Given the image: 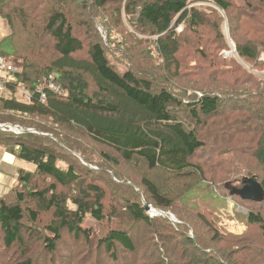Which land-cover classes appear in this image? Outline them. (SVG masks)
Returning <instances> with one entry per match:
<instances>
[{"label":"trees","instance_id":"trees-1","mask_svg":"<svg viewBox=\"0 0 264 264\" xmlns=\"http://www.w3.org/2000/svg\"><path fill=\"white\" fill-rule=\"evenodd\" d=\"M122 1L0 0V18L11 28L0 57L22 61L0 90V124L21 133L0 128V146L32 166L18 169L0 197V264H57L53 256L69 235L96 250L93 264H237L234 257L258 264L235 249L231 260L212 252L205 239L217 229L215 211L190 196L214 190L232 204H260L231 197L225 185L247 156L255 163L245 166L247 178L264 190V79L249 71L264 72V0H245L247 8L231 0H126L125 18L152 37L148 45L124 28ZM220 12L238 60L221 57L229 48ZM202 34L208 38L195 41ZM111 46L124 72L111 62ZM50 75L65 95L44 90L41 101L38 88ZM18 87L30 103L16 98ZM79 130L97 146L89 156L72 136ZM221 182L225 194L217 190ZM145 205L178 223L151 216ZM88 215L117 223L91 239L82 225ZM245 222L261 231L264 256V215L249 210ZM23 230L41 250L25 248ZM145 231L160 246H140ZM91 258L86 253L73 264Z\"/></svg>","mask_w":264,"mask_h":264},{"label":"rangeland","instance_id":"rangeland-1","mask_svg":"<svg viewBox=\"0 0 264 264\" xmlns=\"http://www.w3.org/2000/svg\"><path fill=\"white\" fill-rule=\"evenodd\" d=\"M125 1L123 0L121 2V18L122 21L124 22L125 26L127 30L129 32H131L133 34V36L135 38H138L142 41V43L144 45H148L152 39V37L146 36V35H142L139 34L138 32H136V30H134L127 22V19L125 18V13H124V8H125ZM235 6H239V7H244L247 8V3L245 0H231ZM254 1V0H252ZM196 5H204L202 2L201 3H196ZM221 17H223L224 22L221 25V31L225 36L226 39V43L227 46L229 48L228 51H225L221 54L222 58H230V57H234L237 59V55L235 53V45L232 42V40L230 39V35H229V26L227 24L226 21V15L222 12H220ZM1 19V18H0ZM1 23H2V30L4 31V34L6 36H9L11 34V28L8 25L7 21L4 19H1ZM125 28V29H126ZM120 30H122V27L119 28ZM1 31V28H0ZM98 31L102 34V40L103 42L107 45L106 40H105V36L103 35V31L101 29V27H98ZM178 31L181 32L182 28L179 27ZM199 37V36H198ZM208 38V34H202L200 35V37L197 39V37L195 38V41L201 43L204 42L206 39ZM111 50H113L112 52H110V56H111V62L121 71H125L128 66L122 62H120V56H117V54L115 53L117 51V49L114 46H111ZM228 53H232L231 55H229ZM16 61V65L19 68H22V61L21 60H17L14 59ZM238 60V59H237ZM240 61V60H239ZM259 61L264 63V52L261 53L260 57H259ZM141 63V62H140ZM243 67H245V63L243 62H239ZM247 69L249 68V66L246 67ZM249 71L256 75L259 76L260 78L264 79V72H255L251 69H249ZM4 73H0L1 77H4ZM188 94H191L193 92L189 91L187 92ZM1 125V124H0ZM13 132V131H12ZM15 133V132H13ZM17 134V133H15ZM20 134V133H18ZM72 136L76 139V143L81 146V148L84 149V152L89 156L90 154H92L93 152H95V150H97V146L95 144H93L92 142H90L86 137H84L81 133V131H77L76 133L72 134ZM240 163L244 166L243 168H239L237 173H234L232 175H230V182H232L233 185H235L236 187H240L241 186V179L244 177H248L250 176V174H248L247 168L245 167L246 165H252L253 167H255V163L248 158L247 156H243L240 159ZM24 163V162H23ZM25 167L27 169H31L32 166L29 164L25 163ZM242 167V166H241ZM94 169H96V167H92ZM233 171V169H231ZM248 174V175H246ZM223 184L224 183H220V186H217V190L221 193H226V191H224L223 189ZM67 190V194L68 195H73V189L72 187L70 189H65V191ZM222 197H220L219 194H217L214 190L208 194L206 192H204L202 189H197L195 190V192L190 196L193 198V200H197L198 202H195L196 206L198 207H202V206H207L209 208H212L215 213L213 216L214 219H212L210 217V221H212L214 223V228L215 229L213 232H211L209 235H206V239H205V245L212 247L214 250H211L212 252H215L218 255H221L222 257H225V255H227V257H225L228 260H231L230 256L232 254L231 251H239L242 255H244L248 260H250V263L255 259V262H259L258 264H264V256H261V253L258 251V249L261 248V246H258L259 242L262 240V236H261V231L258 230V228H250L246 222H245V216L248 214L249 210H253V211H257L260 212L264 215V201L260 204H251V203H242L238 200H234V204L231 203V201L226 200V197H223L224 195H221ZM209 205V206H208ZM197 207V208H198ZM156 215H158L156 213ZM161 216V215H159ZM190 216V215H188ZM192 216V215H191ZM48 217H50L48 215ZM164 217V216H163ZM51 218V217H50ZM175 218V217H174ZM177 220V219H176ZM49 223L48 218L45 219L44 224ZM117 223V220L115 218H107L103 223H98L97 221L93 220L89 215L86 217V219L83 222V228L84 229H88L90 238L93 239L94 236H101L107 233L108 229H113L115 227ZM200 231H203V229L201 228V226H198ZM218 232V239L214 238L211 239V237L213 236V233ZM45 233V232H43ZM144 236H140V241H139V245L142 247H148L151 248V250H154L155 247L160 246V244H155L156 240L153 236V233H151V231H145ZM22 236L24 237V242H25V248H27L28 246L30 247V249H33L34 251H38L40 249V242L38 240H36L35 238H32L30 236H28V232L23 230L22 231ZM67 240V244H60V246H58V251L57 253L53 256L55 263L57 264H67L70 262V264H73V262L78 259L80 256L83 257V255H85L86 253H90L92 258L90 260L91 264L94 263L95 259H98L96 254V250L91 246V250L93 252H90L88 250V246H86L84 244L83 241H79V242H75V239L67 236L66 237ZM175 239H178L177 237H175ZM167 240V241H166ZM165 241H161L162 245H166V247L162 248L163 249V254L164 256H167V252L170 250V246H168V244H166L168 242V238H166ZM235 249V250H234ZM41 250V249H40ZM21 251H23V248L18 249L17 251L15 250L14 254H18ZM94 255V257H93ZM150 256L149 253L140 256V258H142L143 260H145L146 258H148ZM241 259V257H240ZM238 260L237 262L235 261V257L232 258V260L237 263V264H246L244 261L242 260Z\"/></svg>","mask_w":264,"mask_h":264},{"label":"built area","instance_id":"built-area-1","mask_svg":"<svg viewBox=\"0 0 264 264\" xmlns=\"http://www.w3.org/2000/svg\"><path fill=\"white\" fill-rule=\"evenodd\" d=\"M20 70L21 68H19L16 65L15 60L5 61L3 58L0 57V73H4L5 75L16 74V73H19ZM4 77L0 76V90H2L3 88ZM54 80H55V76L53 75H50L48 78H44L42 85L40 86V88H38V92H40L41 101H44L45 99L44 90L53 91L57 93L59 96L65 95L62 91H60L59 88L56 87ZM15 96L22 103L27 104V103H30L31 101L30 94L24 89V87H18L16 90ZM0 126H4L3 130L7 129L17 134L21 133V131H19V128H14L8 125H0ZM228 200L231 201V198L228 197Z\"/></svg>","mask_w":264,"mask_h":264},{"label":"water","instance_id":"water-1","mask_svg":"<svg viewBox=\"0 0 264 264\" xmlns=\"http://www.w3.org/2000/svg\"><path fill=\"white\" fill-rule=\"evenodd\" d=\"M231 54L232 53H229V55ZM0 128L3 129L4 126H0ZM19 131L21 130L19 129ZM225 188L226 190H228L231 197L237 196L243 201H249L253 203H262L264 201V190L262 189L258 181L254 178L244 177L241 180L240 187H236L231 183H227L225 185ZM145 210L146 212L150 213L151 216H155L156 213H161L164 217H168V219H170L172 222L178 223V221L175 220L174 216L169 213H163L161 211L152 212V210L154 209L151 207V205H145Z\"/></svg>","mask_w":264,"mask_h":264},{"label":"crops","instance_id":"crops-1","mask_svg":"<svg viewBox=\"0 0 264 264\" xmlns=\"http://www.w3.org/2000/svg\"><path fill=\"white\" fill-rule=\"evenodd\" d=\"M0 41L6 37L2 30V23L0 19ZM25 167V163L16 160L13 156L6 153L0 146V197L7 194L15 185L17 180L18 169Z\"/></svg>","mask_w":264,"mask_h":264},{"label":"bare ground","instance_id":"bare-ground-1","mask_svg":"<svg viewBox=\"0 0 264 264\" xmlns=\"http://www.w3.org/2000/svg\"><path fill=\"white\" fill-rule=\"evenodd\" d=\"M157 211H158V210H155V209L152 210V212H157ZM157 214L163 216L161 213H157ZM150 215H151V214H150ZM158 215L155 214V216H158ZM175 220H176V219H175Z\"/></svg>","mask_w":264,"mask_h":264}]
</instances>
